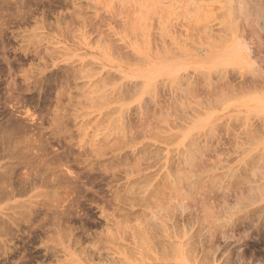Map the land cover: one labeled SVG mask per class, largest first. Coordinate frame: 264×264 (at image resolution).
<instances>
[{
  "label": "rangeland",
  "instance_id": "374dc122",
  "mask_svg": "<svg viewBox=\"0 0 264 264\" xmlns=\"http://www.w3.org/2000/svg\"><path fill=\"white\" fill-rule=\"evenodd\" d=\"M263 81L264 0H0V264H264Z\"/></svg>",
  "mask_w": 264,
  "mask_h": 264
},
{
  "label": "bare ground",
  "instance_id": "6f19581e",
  "mask_svg": "<svg viewBox=\"0 0 264 264\" xmlns=\"http://www.w3.org/2000/svg\"><path fill=\"white\" fill-rule=\"evenodd\" d=\"M1 41H2V40H1ZM15 57H16V56H15ZM110 78H111V77H110ZM110 78H109V79H110ZM106 79H107V78H106ZM252 79H253V78H252ZM107 80H108V79H107ZM252 81H253V80H252ZM253 82H254V81H253ZM263 82H264V81H263ZM123 84H124V83H123ZM121 85H122V84H121ZM259 87H260V86H259ZM115 88H116V87H115ZM115 88H114V89H115ZM121 90H122V89H121ZM125 90H126V88H125ZM118 91H119V90H118ZM122 91H123V90H122ZM128 91H129V90H128ZM114 92H115V91H114ZM105 98H106V97H105ZM110 99H111V98H110ZM113 100H114V99H113ZM110 102H111V101H110ZM142 102H143V101H142ZM143 103H144V102H143ZM142 105H143V104H142ZM144 105H145V104H144ZM144 105H143V106H144ZM117 108H118V107H117ZM173 108H174V107H173ZM143 109H144V108H143ZM149 109H150V108H149ZM163 110H164V109H163ZM163 110H162V111H163ZM108 111H109V110H108ZM121 111H122V110H121ZM146 111H147V110H146ZM165 111H166V110H165ZM165 111H164V112H165ZM150 112H151V111H150ZM174 112H175V111H174ZM167 113H168V111H167ZM142 114H144V113H142ZM173 114H174V113H173ZM127 115H128V114H127ZM169 116H170V115H169ZM175 116H176V115H175ZM175 116H173V117H175ZM128 117H129V116H128ZM153 117H154V116H153ZM177 117H178V116H177ZM167 118H168V117H167ZM121 119H122V118H121ZM159 119H160V118H159ZM161 120H162V119H161ZM126 121H127V120H126ZM128 121H129V120H128ZM142 121H143V116H142ZM148 121H149V120H148ZM156 121H157V120H156ZM156 121H154V122H156ZM162 121H163V120H162ZM165 121H167V120L165 119ZM130 122H131V121H130ZM139 122H140V121H139ZM143 122H144V121H143ZM143 122H142V124H143ZM146 122H147V121H146ZM146 122H144V123H146ZM152 122H153V121H152ZM158 122H159V121H158ZM158 122H156V123L158 124ZM124 123H126V122H124ZM131 123H132V122H131ZM156 123H155V124H156ZM11 124H12V123H11ZM11 124H10V125H11ZM140 124H141V122H140ZM142 124H141V125H142ZM147 124H148V122H147ZM150 124L153 125L152 123H150ZM157 124H156V125H157ZM161 124H162V123H161ZM128 125H129V124H128ZM148 125H149V124H148ZM126 126H127V123H126ZM130 126H131V125H130ZM162 126H163V125H162ZM11 127H12V126H11ZM119 127L121 128V126H119ZM123 127H125V126H123ZM149 127H150V126H149ZM149 127H148V128H149ZM154 127H158V126H154ZM159 127H160V126H159ZM7 128H8V127H7ZM126 128H127V127H126ZM143 128H144V126H143ZM162 128H163V127H162ZM127 129H129V128H127ZM130 129H131V127H130ZM163 129H164V128H163ZM165 129H166V128H165ZM165 129H164V130H165ZM8 130H9V129H8ZM125 130H126V129H125ZM143 130H146V129H143ZM147 130H148V129H147ZM158 130H159V128H158ZM1 131H2V130H1ZM6 131H7V129H6ZM12 131H13V130H12ZM127 131L129 132V130H127ZM141 131H142V130H141ZM14 132H15V130H14ZM145 132H148V131H145ZM4 133H5V132H4ZM12 133H13V132H12ZM12 133H11V134H12ZM17 133H18V132H17ZM150 133H153V135H154V132H151V131H150ZM6 134H7V132H6ZM156 134H157V132H156ZM2 135H3V134H2ZM4 135H5V134H4ZM4 135H3V136H4ZM124 135H125V134H124ZM130 135H131V133H130ZM130 135H129V136H130ZM153 135H152V136H153ZM166 135H168V134H166ZM125 136H127V134H126ZM129 136H128V137H129ZM146 136H147V135H146ZM152 136H151V137H152ZM155 136H156V135H155ZM170 136H171V134H170ZM130 137H131V136H130ZM142 137H143V136H142ZM149 137H150V136H149ZM2 138H4V137H2ZM5 138H6V137H5ZM153 138H154V136H153ZM155 138H156V137H155ZM157 138H159V137H157ZM7 140H8V139H7ZM128 141H129V140H128ZM165 142H166V141H165ZM144 143L147 144V142H144ZM189 143H190V142H189ZM192 143H193V142H192ZM192 143H191V144H192ZM150 145H151V144H148V147H149ZM156 145H157V144H156ZM144 146H145V145H144ZM146 147H147V146H146ZM197 147H198V146H197ZM138 148H139V147H138ZM145 149H146V148H145ZM150 149H151V148H150ZM150 149H149V150H150ZM156 149H157V148H156ZM195 149H196V148H195ZM136 150H137V149H136ZM130 151H131V150H130ZM151 151H153V150H151ZM190 151H191V150H190ZM199 151H200V150H198V152H199ZM144 152H145V151H144ZM149 152H150V151H149ZM128 153H129V152H128ZM142 153H143V152H142ZM142 153H141V154H142ZM151 153H152V152H151ZM153 154H154V153H153ZM196 154H197V153H196ZM138 155H139V154H138ZM174 155H175V154H174ZM184 155H185V154H184ZM184 155H183V156H184ZM192 155H193V152H192ZM142 156H143V155H142ZM145 156H146V157H145ZM147 156H150V155L145 154V155H144V159H145V160H146V158H148ZM153 156H154V155H153ZM181 156H182V155H181ZM181 156H180V157H181ZM150 157H152V156H150ZM187 157H188V155H186V161L184 160L183 163L185 164V166L188 165L189 163L192 165V164L194 163L193 159H194L195 156H194V157L190 156L191 159L193 158L191 161H190L189 157H188V158H187ZM140 158H141V157H140ZM172 158H173V157H172ZM135 159H136V158H135ZM144 159H143V162H144ZM169 159H170V158H169ZM180 159H181V158H180ZM188 159H189V160H188ZM199 159H200V156H199ZM117 160H118V159H117ZM177 160H178V159H177ZM181 160H182V159H181ZM181 160H178V161H181ZM197 160H198V159H197ZM151 161H152V160H151ZM153 161H154V160H153ZM156 161H157V160H156ZM174 161H175V160H174ZM182 161H183V160H182ZM116 162H118V161H116ZM176 162H177V161H176ZM185 162H186V163L188 162V163L186 164ZM198 162H199V161H198ZM148 163H149V162H148ZM148 163H147V164H148ZM155 163H156V162H155ZM201 163H202V162H201ZM190 164H189V165H190ZM195 164H196V163H194V165H195ZM138 165H139V164H138ZM140 165H141V164H140ZM167 165H168V163H167ZM170 165H171V164H170ZM176 165L179 166V164H176ZM191 165H190V166H191ZM144 166H145V165H144ZM150 166H151V164L149 165V167H150ZM190 166H189V167H190ZM195 166H196V165H195ZM57 167H58V166H57ZM60 167H61V166H60ZM60 167H59V169H60ZM147 167H148V166H147ZM191 167H192V166H191ZM191 167H190V168H191ZM47 168H48V167H47ZM53 168H56V167H53ZM61 168H62V167H61ZM142 168H143V167H142ZM176 168H177V167H176ZM180 168H181V166H180ZM184 168H185V167H184ZM59 169H58V170H59ZM172 169H174V168H172ZM206 169H207V168H206ZM131 170H133V169H131ZM142 170H143V169H142ZM155 170H157V169H155ZM191 170H192V169H191ZM191 170H190V171H191ZM55 171H56V170H55ZM162 171H163V170H162ZM172 171H173V170H172ZM75 172H76V171H75ZM175 172H176V171H175ZM181 172H182V171H181ZM183 172H184V171H183ZM188 172H189V171H188ZM195 172H196V171H195ZM163 173H164V171H163ZM163 173H162V174H163ZM176 173H177V172H176ZM185 173H186V172H185ZM45 174H46V173H45ZM59 174H60V172H59ZM61 174H62V172H61ZM71 174L73 175L74 173H71ZM71 174H70V175H71ZM181 174H182V173H181ZM192 174H194V172H193ZM192 174H189V175H192ZM33 175H34V174H33ZM39 175H40V174H39ZM53 175L55 176L54 173H53ZM66 175H67V174H66ZM66 175H65V176H66ZM160 175H161V174H160ZM160 175H159V176H160ZM179 175H180V174H179ZM195 175H196V174H195ZM30 176H31V175H30ZM171 176H173V175H171ZM180 176H182V175H180ZM183 176H184V175H183ZM183 176H182V177H183ZM185 176H188V175H185ZM43 177H44V176H43ZM49 177H51V176H49ZM75 177H76V176H75ZM84 177H85V176H84ZM92 177H93V176H92ZM144 177H145V176H144ZM144 177L142 176V178H144ZM182 177H181V179H182ZM189 177H190V176H189ZM24 178H25V176H24ZM56 178H57V175H56ZM76 178H77V177H76ZM76 178H75V179H76ZM153 178H154V177H152V179H153ZM161 178H162V177H161ZM166 178H167V177H166ZM200 178H201V177H200ZM25 179H26V178H25ZM31 179H32V177H31ZM49 179H50V178H49ZM58 179H59V177H58ZM67 179H68V177H67ZM85 179H86V178H85ZM150 179H151V178H150ZM157 179H158V178H157ZM184 179H185V178H183V180H184ZM23 180H24V179H23ZM23 180H22V181H23ZM53 180H54V178H53ZM72 180H73V179H72ZM78 180H79V179H78ZM141 180H142V179H141ZM144 180L146 181V177H145ZM148 180H149V179H148ZM206 180H207V179H206ZM15 181H16V180H15ZM31 181H32V180H31ZM50 181H51V180H50ZM56 181H57V180H56ZM132 181H133V180H132ZM158 181H159V180H158ZM169 181H170V180H169ZM176 181H177V180H176ZM176 181H175V182H176ZM179 181H180V180H179ZM45 182H46V181H45ZM52 182H53V181H52ZM69 182H70V181H69ZM69 182H67V183H69ZM74 182H75V181H74ZM87 182H88V180H87ZM155 182H156V181H155ZM164 182H165V181H164ZM183 182H184V181H183ZM201 182H202V181H201ZM210 182H211V181H210ZM20 183H21V182H20ZM37 183H38V182H37ZM54 183L56 184L55 181H54ZM60 183H61V182H60ZM77 183H79V182H77ZM148 183H149V181H148ZM156 183H159V182H156ZM165 183L168 184V181L165 182ZM160 184H161V183H160ZM178 184H181V183L179 182ZM183 184H184V183H183ZM183 184H182V185H183ZM185 184H186V183H185ZM189 184H190V183H189ZM189 184H188V185H189ZM9 185H10V184H9ZM11 185H12V184H11ZM33 185H34V184H33ZM52 185H53V184H52ZM64 185H65V184H64ZM70 185H72V184H70ZM70 185H69V186H70ZM80 185H81V184H80ZM80 185H79V186H80ZM135 185H136V184H135ZM172 185H173V184H172ZM207 185H208V184H207ZM12 186H13V185H12ZM12 186H11V188H12ZM50 186H51V185H50ZM82 186H83V184H82ZM163 186H164V184H163ZM177 186H178V185H177ZM183 186H184V185H183ZM183 186H182V187H183ZM186 186H187V185H186ZM204 186H206V185H204ZM9 187H10V186H9ZM77 187H78V186H77ZM137 187H138V186H137ZM143 187H144V186H143ZM161 187H162V185H161ZM179 187H180V186H179ZM190 187H191V184H190ZM208 187H209V186H208ZM57 188H58V187H57ZM174 188H175V186H174ZM180 188H181V187H180ZM191 188H192V187H191ZM82 189H83V188H82ZM140 189H142V188H140ZM155 189H156V188H155ZM181 189H182V188H181ZM136 190H137V189H136ZM153 190H154V189H153ZM160 190H162V188H161ZM186 190H187V188H186ZM202 190H203V189H202ZM20 191H21V188H20ZM59 191H60V190H59ZM80 191H81V190H80ZM83 191H84V190H83ZM83 191H82V192H83ZM151 191H152V190H151ZM173 191L175 192V190H173ZM10 192H11V191H10ZM10 192H9V193H10ZM61 192H62V191H61ZM65 192H66V191H65ZM136 192H137V191H136ZM139 192H140V191H139ZM139 192H138V193H139ZM166 192H167V191H166ZM166 192H165V193H166ZM49 193H50V192H49ZM141 193H142V192H141ZM152 193H154V192H152ZM176 193H177V192H176ZM63 194H64V193H63ZM135 194H136V193H135ZM159 194H160V191H159ZM183 194H184V193H183ZM206 194H207V193H206ZM118 195H119V194H118ZM145 195H146V194H145ZM147 195H148V194H147ZM163 195H164V194H163ZM175 195H176V194H175ZM180 195H181V194H180ZM185 195L188 196L187 194H185ZM49 196H51V195H49ZM49 196H48V197H49ZM141 196H142V195H141ZM148 196H149V195H148ZM153 196H154V194L152 195V197H153ZM54 197H55V196H54ZM152 197H151V198H152ZM166 197H167V196H166ZM168 197H169V196H168ZM183 197H184V196H183ZM204 197H205V196H204ZM206 197H208V196H206ZM206 197H205V198H206ZM78 198H79V197H78ZM172 198H173V197H172ZM189 198H190V196H189ZM51 199H52V198H51ZM118 199H119V198H118ZM120 199H121V198H120ZM131 199H132V198H131ZM144 199H145V197H144ZM169 199H170V198H169ZM193 199H194V198H193ZM54 200H55V199H54ZM65 200H66V199H65ZM141 200H142V199H141ZM152 200H153V199H152ZM154 200H155V198H154ZM180 200H181V199H180ZM184 200H185V198H184ZM187 200H188V199H187ZM27 201H29V199H28ZM52 201H53V200H52ZM145 201H147V200H145ZM164 201H165V200H164ZM171 201H172V199H171ZM171 201H170V202H171ZM190 201H192V200L190 199ZM198 201H199V200H198ZM206 201H207V200H206ZM57 202H58V201H57ZM141 202L143 203V201H141ZM148 202H149V201H148ZM148 202H147V203H148ZM165 202H166V201H165ZM173 202H174V201H173ZM185 202H186V201H185ZM55 203H56V202H55ZM66 203H67V202H66ZM154 203H155V202H154ZM158 203H159V202H158ZM158 203H157V204H158ZM166 203H167V202H166ZM200 203H201V202H200ZM206 203H207V202H206ZM151 204H152V202H151ZM162 204H163V203H162ZM164 204H165V203H164ZM183 204H184V203H183ZM192 204H193V203H192ZM54 205H56V204H54ZM61 205H62V204H61ZM169 205H170V204H169ZM172 205H174V203H173ZM177 205H178V204H177ZM185 205H186V204H185ZM22 206H24V205H22ZM25 206H26V205H25ZM71 206H72V205H71ZM130 206H131V205H130ZM143 206H144V205H143ZM161 206H162V205H161ZM164 206H165V205H164ZM201 206H202V205H201ZM27 207H30V206L27 205ZM52 207H53V206H52ZM63 207H64V206H63ZM172 207H174V206H172ZM183 207H184V206H183ZM202 207H203V206H202ZM205 207H206V204H205ZM57 208H58V207H57ZM70 208H71V207H70ZM150 208H151V207H150ZM152 208H153V207H152ZM159 208H160V207H159ZM161 208H162V207H161ZM177 208H178V207H177ZM197 208H198V207H197ZM223 208H224V206H223ZM49 209H50V208H49ZM122 209H123V208H122ZM156 209H157V208H156ZM163 209H164V208H163ZM165 209H166V208H165ZM171 209H172V208H171ZM206 209H207V208H206ZM219 209H220V208H219ZM116 210H117V209H116ZM169 210H170V209H169ZM227 210H228V209H227ZM70 211H71V210H70ZM120 211H121V209H120ZM120 211H119V212H120ZM123 211H124V210H123ZM157 211H159V210L157 209ZM165 211H167V209H166ZM171 211H172V210H171ZM203 211H204V210H203ZM205 211H206V210H205ZM31 212H32V211H31ZM33 212H34V211H33ZM44 212H45V211H44ZM52 212H53V211H52ZM52 212H51V213H52ZM66 212H67V211H66ZM85 212H86V211H85ZM131 212H132V211H131ZM144 212H145V211H144ZM179 212H180V211H179ZM73 213H74V212H73ZM137 213H138V211H137ZM145 213H146V212H145ZM175 213H176V212H175ZM175 213H174V214H175ZM207 213H208V212H207ZM218 213H219V212H218ZM71 214H72V212H71ZM124 214H125V213H124ZM159 214H160V213H159ZM159 214H158V215H159ZM161 214H162V213H161ZM167 214H168V213H167ZM25 215H26V214H25ZM78 215H79V214H78ZM189 215H191V214L189 213ZM189 215H188V216H189ZM201 215H202V213H201ZM220 215H221V214H220ZM54 216H55V215H54ZM79 216H80V215H79ZM108 216H109V215H108ZM125 216H126V215H125ZM125 216H124V217H125ZM132 216H133V215H132ZM139 216H140V215H139ZM142 216H143V214H142ZM160 216H161V215H160ZM160 216H159V217H160ZM164 216H165V215H164ZM164 216H162V217H164ZM168 216H169V215H168ZM58 217H59V216H58ZM70 217H71V216H70ZM85 217H86V216H85ZM135 217H136V216H135ZM140 217H141V216H140ZM143 217H144V216H143ZM162 217H161V218H162ZM197 217H198V216H197ZM217 217H218V216H217ZM223 217H224V216H223ZM66 218H67V217H66ZM141 218H142V217H141ZM173 218H174V217H173ZM189 218H190V217H189ZM212 218H213V217H212ZM77 219H78V217H77ZM79 219H80V218H79ZM123 219H124V218H123ZM143 219H144V218H143ZM165 219H166V218H165ZM87 220H88V219H87ZM124 220H125V219H124ZM147 220H148V219H147ZM153 220H154V219H153ZM155 220H156V219H155ZM170 220H171V219H170ZM214 220H215V219H214ZM128 221H130V220H128ZM132 221H133V220H132ZM132 221H131V222H132ZM140 221H141V220H140ZM145 221H146V219H145ZM148 221H149V220H148ZM187 221H188V220H187ZM190 221H191V220H190ZM193 221H194V220H193ZM193 221H192V223H193ZM206 221H207V220H206ZM63 222H64V221H63ZM106 222H107V221H106ZM120 222H121V221H120ZM131 222H130V224H131ZM135 222H136V221H135ZM223 222H224V221H223ZM52 223H53V222H52ZM64 223H65V222H64ZM73 223H74V222H73ZM122 223H123V222H122ZM125 223H126V222H125ZM145 223H146V222H145ZM155 223H156V222H153V225H154ZM217 223H218V222H217ZM48 224H49V223H48ZM53 224H54V223H53ZM136 224H137V223H136ZM138 224H139V223H138ZM183 224H184V223H183ZM57 225H58V224H57ZM117 225H118V224H117ZM120 225H121V224H120ZM126 225H127V224H126ZM131 225H132V224H131ZM156 225H159V223H157ZM214 225H215V224H214ZM219 225H221V224H219ZM18 226H19V225H18ZM50 226H51V225H50ZM70 226H71V225H70ZM179 226H180V225H179ZM200 226H201V225H200ZM202 226H203V225H202ZM210 226H211V225H210ZM222 226H224V225H222ZM229 226H230V224H229ZM61 227H62V226H61ZM111 227H112V226H111ZM132 227H133V225H132ZM157 227H158V226H157ZM10 228H11V227H10ZM119 228H120V227H119ZM137 228H138V227H137ZM154 228H155V227H154ZM170 228H171V227H170ZM200 228H201V227H200ZM26 229H27V228H26ZM31 229H32V228H31ZM39 229H41V228H39ZM124 229H125V228H124ZM124 229H122V230L124 231ZM126 229H127V228H126ZM156 229H157V228H156ZM180 229H181V228H180ZM184 229H185V228H184ZM216 229H217V228H216ZM218 229H219V227H218ZM24 230H25V229H24ZM67 230H69V229H67ZM134 230H136V229H134ZM141 230H142V229H141ZM146 230H147V229H146ZM193 230H194V229H193ZM209 230H210V228H209ZM13 231H14V230H13ZM53 231H54V230H53ZM113 231H114V230H113ZM136 231H137V230H136ZM136 231H135V232H136ZM159 231H160V230H159ZM23 232H24V231H23ZM54 232H55V231H54ZM107 232H108V231H107ZM140 232H142V231H140ZM140 232H139V233H140ZM151 232H152V231H151ZM192 232H193V231H192ZM206 232H208V231H206ZM218 232H220V231L218 230ZM73 233H74V232H73ZM113 233H114V232H113ZM127 233H128V232H127ZM147 233H148V232H147ZM149 233H150V232H149ZM152 233H153V232H152ZM155 233H157V232H155ZM175 233H176V232H175ZM43 234H44V233H43ZM51 234H52V231H51ZM111 234H112V233H111ZM170 234H171V233H170ZM194 234H195V233H194ZM4 235H5V234H4ZM106 235H107V234H106ZM122 235H123V234H122ZM125 235H126V234H125ZM210 235H211V234H210ZM214 235H215V234H214ZM225 235H226V234H225ZM53 236H54V235H53ZM53 236H52V237H53ZM72 236H73V235H72ZM74 236H75V235H74ZM111 236H113V235H110V239H111ZM115 236H116V235H115ZM134 236H135V235H134ZM171 236H172V234H171ZM211 236H212V235H211ZM17 237H18V236H17ZM17 237H16V238H17ZM29 237H30V236H29ZM42 237H43V236H42ZM54 237H55V236H54ZM63 237H64V236H63ZM137 237H138V236H137ZM148 237H149V236H148ZM153 237H154V236H153ZM209 237H210V236H209ZM212 237H213V236H212ZM214 237H215V236H214ZM56 238H57V237H56ZM78 238H79V237H78ZM112 238H114V237H112ZM127 238H128V237H127ZM133 238H134V237H133ZM150 238H152V237H150ZM17 239H18V238H17ZM108 239H109V238H108ZM108 239H107V240H108ZM203 239H204V238H203ZM8 240H9V239H8ZM114 240H115V239H114ZM152 240H153V239H152ZM200 240H201V239H200ZM31 241H32V240H31ZM51 241H52V240H51ZM131 241H132V240H131ZM195 241H196V240H195ZM206 241H207V240H206ZM212 241H213V240H212ZM139 242H140V241H139ZM191 242H192V241H191ZM193 242H194V241H193ZM11 243H12V242H11ZM112 243H113V242H112ZM116 243H118V242H116ZM150 244H152V243H150ZM204 244H206V243H204ZM21 245H22V244H21ZM188 245H189V244H188ZM188 245H187V246H188ZM209 245H210V244H209ZM8 246H9V245H8ZM8 246H6V247H8ZM205 246H206V245H205ZM152 247H153V246H152ZM160 247H161V246H160ZM191 247H192V246H191ZM191 247H190V248H191ZM22 248H23V247H22ZM143 248H144V247H143ZM162 248H163V247H162ZM194 248H195V247H194ZM141 249H142V248H141ZM163 249H165V248H163ZM205 249H206V248H205ZM205 249H204V250H205ZM22 250H23V249H22ZM151 250H153V249H151ZM159 250H161V249L159 248ZM165 250H166V249H165ZM167 250H169V249H167ZM191 250H192V248H191ZM204 250H203V251H204ZM163 251H164V250H163ZM189 251H190V250H189ZM194 251H195V250H194ZM19 252H20V251H19ZM192 252H193V251H192ZM209 254H210V253H209ZM201 255H202V254H201ZM204 255H205V253H204ZM19 257H20V256H19ZM15 258H16V257H15ZM11 259H12V258H11ZM13 259H14V258H13ZM17 259H18V258H17ZM152 259H153V258H152ZM201 259H202V258H201ZM12 261H13V260H12ZM12 261H11V262H12ZM24 261H25V260H24ZM18 263H19V262H18ZM202 263H203V262H202Z\"/></svg>",
  "mask_w": 264,
  "mask_h": 264
}]
</instances>
